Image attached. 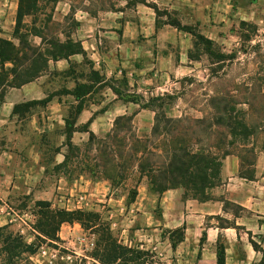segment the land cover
<instances>
[{"label":"crops","instance_id":"obj_1","mask_svg":"<svg viewBox=\"0 0 264 264\" xmlns=\"http://www.w3.org/2000/svg\"><path fill=\"white\" fill-rule=\"evenodd\" d=\"M19 5L20 0L17 16ZM66 5L69 8L65 16H68L72 13V5L67 2ZM119 6L116 5L115 10H99L98 15L85 9L76 10L73 13L76 29L58 38L62 42L70 39L80 43L83 53L68 59L50 60L48 70L34 81L4 91L0 101V230L15 231L29 245L35 243V238L41 239V247L56 245L64 260L54 264H103L94 255L82 253L84 248L92 250L95 247L86 232L95 235L96 227L86 229L77 221L65 222L56 238L47 237L37 229L41 210L38 204L46 202L51 209L66 212L102 214L106 211L112 217L128 211L133 223L130 233L145 238L138 243L128 237L123 245L132 247L136 243L143 250L159 249L160 260L166 264H217L219 244L225 246L226 264H260L263 257L254 245H264V151L258 154L254 176L249 179L240 174L238 156L223 159L221 184L208 189L204 201L185 198L183 188L154 193L144 182L135 200L128 205L124 204V197L115 198L111 194L107 181L93 180L84 174L76 180L71 179L65 132L66 120L78 105H82V111L76 120L77 130L71 136L77 147L88 143L90 133L101 137L111 133L118 117L139 118L147 113L153 117L155 112L142 108V103L178 92L183 80L199 72L200 60L190 58L192 34L168 24L167 16L166 21L160 22L155 6L164 8L182 26L196 29L218 44L225 39L228 43L236 41L238 38L231 30L240 22L263 25L264 0H128L122 9ZM31 37L35 46H42V38ZM75 65L87 66L89 75L96 71L106 80L91 82L89 75L85 79L82 74L70 80L71 87L48 89L56 75L70 77ZM123 80L126 85L121 83ZM84 83L94 87L78 98L74 91L78 84ZM97 86L99 91H107L98 100H91ZM125 95H137L141 102L127 101ZM35 101L45 102L30 107L23 114H14L17 105ZM27 119L36 136L44 137L62 130V141L54 148L49 162L43 151L45 145L32 141L21 145L24 136L15 127L17 122L22 124ZM71 180L73 184L70 185ZM77 190L88 192V195L82 194L87 202L81 207L71 198ZM102 201L105 203L100 204ZM110 201L122 207L112 212ZM155 209H160V218H154ZM176 229H182L184 240L175 249L170 233L166 239L155 243L154 232ZM2 247L0 237V251ZM37 253L30 256L33 264H49L40 260Z\"/></svg>","mask_w":264,"mask_h":264},{"label":"rangeland","instance_id":"obj_2","mask_svg":"<svg viewBox=\"0 0 264 264\" xmlns=\"http://www.w3.org/2000/svg\"><path fill=\"white\" fill-rule=\"evenodd\" d=\"M126 1L128 0H25L23 3L25 13L33 12L35 14L26 15L23 18L22 31L27 33V30L32 31V27L35 26L48 37L70 35L76 29V20L73 18V13L76 10L85 9L91 14L98 15L99 10L104 12L117 9L116 5H120V9H122L123 5H126ZM17 2L18 0H0V37L12 41L16 48L21 45L19 57H22L29 53V45L35 44L31 34H26L24 44H20L17 39L14 40L12 37L17 16ZM60 2L62 3L60 4ZM66 2L72 5V13L68 16H65L69 8ZM159 9L162 11L159 21L164 22L167 19L166 10ZM170 18L177 20L171 15ZM247 24L243 25L240 22L236 28H232V34L238 38L236 41L228 43L225 39L221 43H216L217 53H223L225 58L227 56L235 57V59L214 64L216 60L210 59L202 50L198 52L194 49L193 55L202 54L199 72L195 76H189L183 80L178 92L168 94L163 100L157 102L153 117L151 113H147L139 118H133L129 125H122L121 131L115 133L118 138L113 140L112 145H108L106 149L105 147L101 148L103 152L97 151L99 145H81L79 147L73 145L68 148V171L72 173L71 179L76 180L84 174L93 180L107 181L111 187V194L113 193L115 198L124 197V204L129 205L135 200L136 192L142 183L147 182L150 187L149 179L142 174L139 168L140 160L147 161L154 167L168 163L172 156L171 151L175 147L172 145L173 143L182 144L178 146L186 147L194 152L203 149L206 153L210 151L222 155L224 151H229L240 158V174L242 172L253 174L258 154L264 151V24L261 26L252 22ZM26 25L28 26L26 27ZM6 67L11 66L7 65ZM72 71L73 74L70 77L56 75L52 78L53 82L48 85V89H62V86L71 87L70 80H73L74 77H82L84 74V78L87 79V75H89L87 66L75 65ZM6 75L8 74L6 73ZM10 79L11 76L8 75V80ZM97 87L96 94L91 100H98V97L107 91L106 89L99 91V86ZM121 88L126 89L124 86ZM5 90L6 88L0 87V95ZM224 97L231 101L232 106L236 108V112L232 113L236 121L239 123L241 120H245L246 124L256 131L255 135L250 138L249 145H242L239 135L231 137L226 126L218 123L219 115L214 107H219L218 100ZM214 100V105H212ZM43 109L38 108V110ZM67 109L66 107V114ZM156 113L164 118L159 124V133L155 135L153 128L156 124ZM166 118L171 120L170 125H167ZM15 129L24 136L21 139V145L24 143L27 145L32 141L34 144L46 146L43 151L46 154L47 162L53 156L54 148L62 141L61 129L44 137L34 135L28 119L22 124L17 122ZM166 129L170 132L169 135H166ZM237 133H241L240 129L237 130ZM137 139L148 145H136ZM217 147L222 150L217 152ZM95 163L101 164L102 168H94ZM105 164L107 166H104ZM71 184H73L72 180ZM219 184L221 183L219 182ZM83 193L88 195L86 191L77 190L71 198L75 202L77 196ZM99 203L104 204L105 202ZM120 207L122 205L110 201V211L115 212ZM230 208L235 209L234 206H230ZM40 211L43 216L50 213L45 207H42ZM153 212L154 218H160V209H155ZM79 217L82 220L87 219L94 224L101 225L95 235L86 232L90 242H95V247L92 250L84 248L83 255L98 254L102 249H105L103 258L106 264H166V261L160 260L159 249L143 250L138 248L136 243H133L132 247L123 245L128 237L138 240V243L144 242L145 238L142 235L130 233L133 223L130 221L132 216L128 211L118 214L117 217L107 215L106 211L91 217L86 215ZM115 222L117 225H114ZM166 236V230L164 232L157 231L154 232L153 239L157 243L162 238L166 239ZM34 241L35 246H42L41 239L36 240L35 238ZM119 246L125 250L118 249ZM255 248L261 252L263 257L264 245H256ZM129 249L134 251L133 255L129 254ZM144 252L148 255H144ZM114 253L123 256L122 262H114L113 258L116 257ZM11 261L13 262L10 264H33L29 254H24L20 259ZM0 264H9L6 253L0 255Z\"/></svg>","mask_w":264,"mask_h":264},{"label":"trees","instance_id":"obj_3","mask_svg":"<svg viewBox=\"0 0 264 264\" xmlns=\"http://www.w3.org/2000/svg\"><path fill=\"white\" fill-rule=\"evenodd\" d=\"M25 0H20V5L18 9L17 23L14 29V38L17 39L20 44H24L26 40V34H31L34 36H38L42 38V46H30L28 47L29 53L24 54L22 57L20 55V47L16 48V45L5 38L0 37V64L2 68V72H0V87L3 88H19L25 84H28L38 78L41 74L48 70V64L50 60H59V59H68L70 56L74 54L83 53V49L80 43H76L68 39L65 42L59 40L58 37L52 36L48 37L43 34V31L38 30L35 26H33L32 31L27 30V33L22 31L23 18L26 15H34L35 13H25V9L23 7V3ZM158 18L162 15V11L155 6L154 7ZM166 16L168 17L167 23L174 26L178 30L187 31L193 36V50H197L200 52L203 51L204 54L208 55L210 59L216 60L214 64L224 63L226 61H230L235 59V57H227L225 58L224 54L217 53L216 51V43L201 33H199L196 29L191 27L182 26L179 21L171 20L170 15L166 11ZM158 22V26H159ZM243 25H248L246 22H242ZM28 25H26L27 27ZM193 50L190 53V58L194 61H198L201 59L202 54H194ZM7 64H11V67H6ZM11 76V79L8 80V75ZM91 82L95 83H103L106 79L101 76L100 73L96 71H91L88 76ZM122 84L126 85V81H121ZM93 85L89 84H78L76 86V90L74 94L76 97L81 98L83 95H86L91 91ZM3 93L0 95V100L3 98ZM127 101H132L135 103H140V97L137 95H125ZM164 97H158L152 99L149 102L142 103V108L151 110L155 112V104ZM226 97L219 99V107L216 108V112L219 115L217 117V121L219 124H223L229 131V135L231 137L240 136L242 145H249L250 138L253 137L256 131L246 124L245 120H241V122H237L236 118L232 116L233 112H236V108L232 106L231 101L226 100ZM45 101H35L24 105H17L14 109V114H23L25 111L29 110L30 107L36 105H42ZM215 100L212 102L214 105ZM217 102V101H216ZM82 111V105H78L76 108L72 109L70 112V116L66 120V134H67V143L68 148L72 147L74 144L71 141V136L74 131L77 130L75 127L76 120L80 112ZM163 116L159 113H156V124L153 128L154 134L159 133V124L163 120ZM133 120V117H118L115 120L114 128L111 133L106 135L103 139H99L93 133H90L89 141L86 145H99L97 151L103 152L101 148L108 147V145H112L111 142L118 138V135H115L116 132L119 133L121 131L122 125L130 124ZM167 120V118H166ZM168 124H171V120L166 121ZM240 129L241 133H237V130ZM170 132L166 129V135H169ZM167 137V136H166ZM145 143V142H144ZM140 140H136V145H148L144 144ZM115 145V144H113ZM117 145V144H116ZM169 145V144H166ZM175 147L172 149V156L170 161L164 165L153 166V164L148 163L147 161L140 160L139 168L150 181V190L154 193H163L170 189L175 188H183L185 190V197H191L193 199L204 201L207 199L206 191L212 187L218 186L220 182V174L222 168V160L227 156L233 155L229 151H224L222 155H218L217 153H206L205 150L192 151L187 149L186 147H181L178 145L182 144H172ZM177 145V146H176ZM222 150L220 147L216 148V151L219 152ZM96 161V159H95ZM69 162V156L67 155V164ZM66 164V165H67ZM243 164V159H242ZM104 166H107L105 164ZM94 168L101 169L102 165L95 163ZM106 168V167H105ZM241 175L245 178H253V174L249 173H241ZM137 194V192H136ZM38 206L41 208L45 207L50 211L48 215L43 216V213L40 211V217L37 223V229L39 232L44 234L50 238H56L57 231L60 226L65 222H74L77 221L86 229L91 227H96L94 233L96 234L101 225L94 224L90 220L84 219L82 220L79 216H94L97 213H88L83 211H75V212H66L63 210H55L52 211L50 208V204L46 202H40ZM228 206V204L226 205ZM170 233V238L172 240V247L175 249L177 244L184 240V235L182 229H176L174 231H167ZM0 237L2 238L3 247L0 251V255L2 256L4 253L7 254L8 263L10 264L11 260L20 259L22 255L29 254V256L34 255L38 252L39 245L33 243L31 245L27 244L23 237L19 234L14 233L10 230H0ZM256 245H254L255 248ZM120 250H125L123 247L119 246ZM256 249V248H255ZM105 249H102L101 253H95L94 256L98 258L103 264H106L103 256ZM130 255L134 254L132 249L128 250ZM138 252V251H137ZM136 252V253H137ZM144 255H148L147 253H143ZM106 255V254H105ZM116 256L114 262H122L121 254L114 253ZM112 256V254H111ZM110 256V257H111ZM217 264H226V251L225 246L223 244L218 245L217 251ZM260 264H264V256Z\"/></svg>","mask_w":264,"mask_h":264},{"label":"built area","instance_id":"obj_4","mask_svg":"<svg viewBox=\"0 0 264 264\" xmlns=\"http://www.w3.org/2000/svg\"><path fill=\"white\" fill-rule=\"evenodd\" d=\"M87 202V198L83 195H78L75 204L78 207L83 206ZM37 256L43 262L54 264L58 261L64 260V256L60 248L56 245H46L39 249Z\"/></svg>","mask_w":264,"mask_h":264}]
</instances>
